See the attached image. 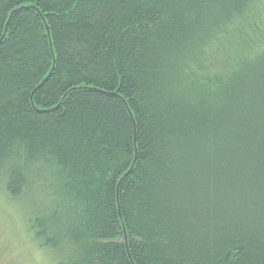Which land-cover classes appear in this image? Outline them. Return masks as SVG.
Wrapping results in <instances>:
<instances>
[{
    "label": "trees",
    "instance_id": "16d2710c",
    "mask_svg": "<svg viewBox=\"0 0 264 264\" xmlns=\"http://www.w3.org/2000/svg\"><path fill=\"white\" fill-rule=\"evenodd\" d=\"M0 181L58 264H264V0H0Z\"/></svg>",
    "mask_w": 264,
    "mask_h": 264
},
{
    "label": "rangeland",
    "instance_id": "374dc122",
    "mask_svg": "<svg viewBox=\"0 0 264 264\" xmlns=\"http://www.w3.org/2000/svg\"><path fill=\"white\" fill-rule=\"evenodd\" d=\"M34 197L12 198L0 181V264H58L60 256L35 237Z\"/></svg>",
    "mask_w": 264,
    "mask_h": 264
}]
</instances>
